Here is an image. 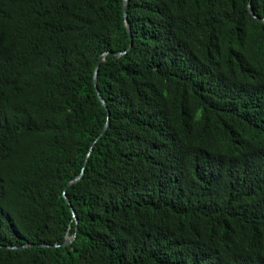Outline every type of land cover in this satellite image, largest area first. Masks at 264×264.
Masks as SVG:
<instances>
[{
    "label": "trees",
    "instance_id": "1",
    "mask_svg": "<svg viewBox=\"0 0 264 264\" xmlns=\"http://www.w3.org/2000/svg\"><path fill=\"white\" fill-rule=\"evenodd\" d=\"M126 11L0 0V264H264V0Z\"/></svg>",
    "mask_w": 264,
    "mask_h": 264
},
{
    "label": "water",
    "instance_id": "2",
    "mask_svg": "<svg viewBox=\"0 0 264 264\" xmlns=\"http://www.w3.org/2000/svg\"><path fill=\"white\" fill-rule=\"evenodd\" d=\"M127 5H128V0H124V11H125V22H126V25H127V30H128V33H129V35H130V37L132 38V32H131V28H130V25H129V22H128V16H127ZM248 7L250 8V3L248 4ZM125 52H122V53H119V55H122V54H124ZM104 57H105V53L104 54H102L101 56H100V58L98 59V61H97V63H96V66H95V71H94V81H95V86H96V90H97V92H98V96H99V99L101 100V102H102V104L105 106V108L108 110V108H107V104H106V102L104 101V99H103V97L100 95V93H99V89H98V73H99V68H100V64H101V62L104 60ZM109 116H110V113H109V111H108V119H109ZM108 123L105 125V127H104V129H103V131H102V133H101V135L99 136V138H101L103 135H105V133L107 132V130H108ZM92 150V149H91ZM84 171H85V169H83V171L81 172V174L78 176V177H76L75 179H73V180H71L68 184H67V186H66V188H65V193H64V198L66 199V201H67V203L68 204H71V202H70V199L68 198V196H67V194H66V190L70 187V186H72L74 183H76V182H78L80 179H81V177H82V175L84 174ZM71 211L73 212V210L71 209ZM74 220H75V224L77 225V220H76V217L74 216ZM77 230V227L75 228V231ZM75 235H73V236H69V235H66L65 236V240H64V242L62 243V245L63 246H67V245H70L73 241H74V239H75ZM29 245H24V246H21V247H19V248H25V247H28ZM37 246H41V247H43V246H46V245H43V244H38ZM52 247H56V246H52ZM12 248H15V247H12Z\"/></svg>",
    "mask_w": 264,
    "mask_h": 264
}]
</instances>
